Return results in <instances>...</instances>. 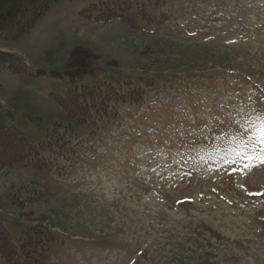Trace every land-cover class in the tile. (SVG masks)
Masks as SVG:
<instances>
[{"label":"rangeland","instance_id":"rangeland-1","mask_svg":"<svg viewBox=\"0 0 264 264\" xmlns=\"http://www.w3.org/2000/svg\"><path fill=\"white\" fill-rule=\"evenodd\" d=\"M0 52L37 153L0 169V223L41 259L0 264H264V164L229 143L264 118V0H58ZM96 85L107 115L71 120L58 97Z\"/></svg>","mask_w":264,"mask_h":264},{"label":"trees","instance_id":"trees-1","mask_svg":"<svg viewBox=\"0 0 264 264\" xmlns=\"http://www.w3.org/2000/svg\"><path fill=\"white\" fill-rule=\"evenodd\" d=\"M57 1L58 0H0V36L8 40H16L27 34L41 16L43 17L49 6ZM93 8H96V4L93 5ZM93 8H91L89 12H92ZM86 15L91 16L92 14L89 13ZM96 18L103 20L110 19V17L102 18L100 15H97ZM10 55L11 54L0 52V64H8L10 66L11 61L8 60V58L11 57ZM17 70L23 71L19 67H17ZM104 89L105 87H103V85L85 87L82 89L71 88L65 93L66 95L64 97L60 96L57 100L61 105L60 107H63L71 120L75 119L83 124L87 121V118L92 115V111H94L97 118L107 115L105 106L107 100L103 96L110 95L111 92H114V89L111 87L108 88L110 92L108 94L103 92ZM121 96H128L131 100L141 101V91H135L134 89ZM113 98L121 101L124 100L119 96H113L110 99L108 98V101L113 100ZM32 154H37L36 145L30 143L22 131L14 126L6 125L0 119V169L15 167V165L25 162ZM3 226L4 225L0 223V254L3 257L5 256L4 258L13 260V258L10 259V255H12V257H19L26 262L25 254H28L30 257L35 256L36 253L34 254L33 252L24 250V244L19 250L15 248L11 249L10 247L12 246L11 242H9V234ZM33 259H36L39 263L41 261L40 257L37 255L32 258V260Z\"/></svg>","mask_w":264,"mask_h":264},{"label":"snow or ice","instance_id":"snow-or-ice-1","mask_svg":"<svg viewBox=\"0 0 264 264\" xmlns=\"http://www.w3.org/2000/svg\"><path fill=\"white\" fill-rule=\"evenodd\" d=\"M229 143L234 145L233 155L245 161L244 168L256 166L257 161L264 164V118L246 119L240 135L232 137Z\"/></svg>","mask_w":264,"mask_h":264}]
</instances>
